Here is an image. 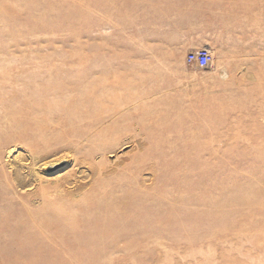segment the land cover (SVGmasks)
Returning <instances> with one entry per match:
<instances>
[{
    "label": "rangeland",
    "instance_id": "374dc122",
    "mask_svg": "<svg viewBox=\"0 0 264 264\" xmlns=\"http://www.w3.org/2000/svg\"><path fill=\"white\" fill-rule=\"evenodd\" d=\"M187 2L210 35L207 68L187 62L200 47L147 45L153 0H0V165L13 160L31 209L13 217L0 190V264H264V0ZM84 80L103 104L133 98L116 115L146 156L150 198L123 193L115 216L41 229L37 172L44 186L78 181V198L92 184L71 153L39 161L55 123L35 129L39 105L80 96ZM136 153L126 142L109 162Z\"/></svg>",
    "mask_w": 264,
    "mask_h": 264
},
{
    "label": "bare ground",
    "instance_id": "6f19581e",
    "mask_svg": "<svg viewBox=\"0 0 264 264\" xmlns=\"http://www.w3.org/2000/svg\"><path fill=\"white\" fill-rule=\"evenodd\" d=\"M124 83H127L126 85L131 86V92L134 93V91L137 90L134 87L136 84L133 82V80H126L124 81ZM85 84V89L83 91H80V96L70 97L67 100H60L57 101L56 104L52 105H39V127L36 126V123L35 125L33 124L34 127L36 126L35 129L39 128V131L42 132L44 128L49 127L50 121H54L52 123H55L52 133L42 135L40 137L41 141L38 139L40 141L38 146L40 151L39 161L45 160L50 155H56L61 152H68L64 155L68 157L69 153H71V156L74 158L75 164L77 166H80L82 164L93 165L92 184L84 193L79 194V198L76 197V191L79 190V187H83V185L80 184V186L78 184V181H73L70 183L69 180L68 183L67 178L61 181L58 179V181L54 185L50 183L44 186L42 182L44 177L40 171L37 172L39 173L40 199L39 227L47 222L50 223V225L60 223L68 226H73L74 223H89L93 220L91 219L93 213L98 210H106L108 211L107 215L115 216V214L120 213L122 209L121 206L118 205V201L119 197H121L123 193L125 194L127 192L129 193L140 190L143 196H145L144 198L146 200H149L150 198L149 184H147L143 180L141 181L140 174V172L144 168L143 164H146V162L144 161L146 159V156L144 153H140L141 147L139 146V144H137L135 138L133 137L134 139H131L132 137L129 136V132L124 126L122 115L121 117H118L116 115L118 112V107H121L122 104H128L133 98L131 99V95L124 97L123 99H125V103L119 100L120 102L115 103L117 105L113 103L111 105L103 104L98 99L92 97V92H89V90L91 89L88 90V87L90 86L88 82H86ZM108 110L110 112H108ZM21 111L23 112L22 108ZM110 113L112 114L113 121H111V123L104 127L103 124L105 118L108 117ZM128 115L130 116V113ZM17 116L19 117L21 116V114ZM12 118L14 119V115L12 116ZM23 118H25V116ZM127 118L125 120H127ZM13 119L12 121H9H11V123L13 122L14 125L15 121H13ZM20 120L21 119H19L18 122H20ZM22 120L20 123H22ZM25 124L23 125L25 126ZM24 126H22L21 128H23ZM18 128L20 127H17V129ZM28 128H30V126H28ZM22 130L24 132V129ZM7 133L9 135V132ZM36 133L39 132L37 131ZM21 134L22 133H20V135ZM19 139H21V137ZM22 142L24 141L22 140ZM126 142L132 143L133 151L137 150L138 153H136V155L134 154L133 156H128V160L120 163V165L118 164L117 166H112L109 162L108 153L115 152L118 149L122 148ZM27 143H30V141ZM1 154L2 153H0V155ZM99 156H101L102 158L100 160H97V157ZM13 165V160L9 161L7 170L4 169L3 165H0V190H3L7 192V194H9L7 197L10 204L8 211L9 213H14L12 216L15 217L18 214H29L31 212V209L27 207L26 203L22 202V197H24V195L20 194V192H18L17 190V186L21 184L24 179L21 181V174H18V171L14 169ZM43 165L40 166L41 170H44L45 168V166ZM24 170H22V172ZM66 182L67 185H65ZM19 203H21V206L15 207ZM96 222L97 224H99V220H96Z\"/></svg>",
    "mask_w": 264,
    "mask_h": 264
},
{
    "label": "crops",
    "instance_id": "0c3cea01",
    "mask_svg": "<svg viewBox=\"0 0 264 264\" xmlns=\"http://www.w3.org/2000/svg\"><path fill=\"white\" fill-rule=\"evenodd\" d=\"M154 11L148 15L154 26L141 30V37L149 40L147 45L161 47H211L210 35L203 26L204 19L190 12L194 5L187 0H153ZM194 15V16H192ZM212 51V50H211Z\"/></svg>",
    "mask_w": 264,
    "mask_h": 264
},
{
    "label": "built area",
    "instance_id": "2783aa9c",
    "mask_svg": "<svg viewBox=\"0 0 264 264\" xmlns=\"http://www.w3.org/2000/svg\"><path fill=\"white\" fill-rule=\"evenodd\" d=\"M214 60V55L209 47L192 50L187 55V62L198 68H207Z\"/></svg>",
    "mask_w": 264,
    "mask_h": 264
}]
</instances>
